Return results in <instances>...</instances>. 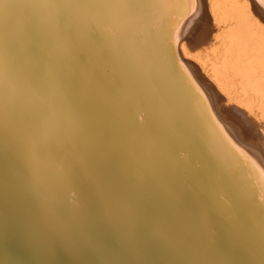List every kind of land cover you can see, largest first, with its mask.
Here are the masks:
<instances>
[{
    "label": "bare ground",
    "instance_id": "bare-ground-1",
    "mask_svg": "<svg viewBox=\"0 0 264 264\" xmlns=\"http://www.w3.org/2000/svg\"><path fill=\"white\" fill-rule=\"evenodd\" d=\"M124 2L0 0V246L264 264V5Z\"/></svg>",
    "mask_w": 264,
    "mask_h": 264
},
{
    "label": "water",
    "instance_id": "water-1",
    "mask_svg": "<svg viewBox=\"0 0 264 264\" xmlns=\"http://www.w3.org/2000/svg\"><path fill=\"white\" fill-rule=\"evenodd\" d=\"M11 243H8L7 247H9V249H11V251H8L7 253L10 254L15 260H17L20 263H27V261L31 262V256L29 255V253L27 252H23V248L21 246V244L19 243H15V241H10ZM7 243V242H6ZM23 250V251H22ZM6 253V249L3 246H0V258L3 257H10L8 256V254H4Z\"/></svg>",
    "mask_w": 264,
    "mask_h": 264
},
{
    "label": "snow or ice",
    "instance_id": "snow-or-ice-1",
    "mask_svg": "<svg viewBox=\"0 0 264 264\" xmlns=\"http://www.w3.org/2000/svg\"><path fill=\"white\" fill-rule=\"evenodd\" d=\"M259 3L261 5H264V0H259ZM127 5H129V3H127V0H125V2L123 3V7L129 10V16L131 17L134 14V12L131 8L126 7ZM261 19H264V15H261Z\"/></svg>",
    "mask_w": 264,
    "mask_h": 264
},
{
    "label": "rangeland",
    "instance_id": "rangeland-1",
    "mask_svg": "<svg viewBox=\"0 0 264 264\" xmlns=\"http://www.w3.org/2000/svg\"><path fill=\"white\" fill-rule=\"evenodd\" d=\"M222 101H224V100H222ZM225 103H226V101H224Z\"/></svg>",
    "mask_w": 264,
    "mask_h": 264
}]
</instances>
